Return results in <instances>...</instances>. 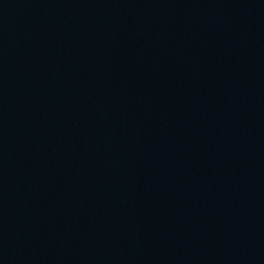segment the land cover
Returning a JSON list of instances; mask_svg holds the SVG:
<instances>
[{"label":"water","instance_id":"obj_1","mask_svg":"<svg viewBox=\"0 0 264 264\" xmlns=\"http://www.w3.org/2000/svg\"><path fill=\"white\" fill-rule=\"evenodd\" d=\"M264 183V0H0V264H216Z\"/></svg>","mask_w":264,"mask_h":264}]
</instances>
